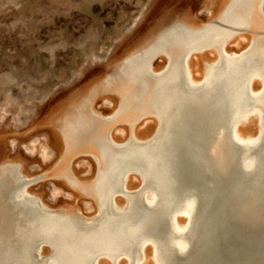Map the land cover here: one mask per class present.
Wrapping results in <instances>:
<instances>
[{
    "label": "bare ground",
    "instance_id": "obj_1",
    "mask_svg": "<svg viewBox=\"0 0 264 264\" xmlns=\"http://www.w3.org/2000/svg\"><path fill=\"white\" fill-rule=\"evenodd\" d=\"M217 6L216 14L203 24L202 18L194 17L188 9L184 17L163 24L149 37L143 36V44L96 82L98 78L90 93L60 119V140L66 142V154L93 149L91 156L99 164L98 175L88 184L76 182L68 170L61 173L65 183L95 199L101 213L94 220L75 210L77 215H66L49 207L40 194L31 191L39 177L26 176L18 162L0 164V264H100L101 258L113 264H145V256L153 259L157 247L161 249L172 240L170 234H174L170 246L174 243L178 249L185 248L188 224L181 223L179 217L186 218L190 211H219L218 200L204 206L199 205L197 196L203 197L205 192L208 198L218 197L220 179L230 175V170L220 174L221 145L241 147L232 140L235 133L246 142L239 162H255L248 155L254 150L252 142L259 141L258 135H241L239 128L235 132L231 127H220L233 122L221 124L220 116L223 112L231 117L239 115L236 122L240 124L254 116L259 128L264 127V123L260 125V120L264 121V0H228L220 9ZM165 15L160 21L169 18ZM238 34H244L240 39L247 43L239 41L240 47L229 52L228 42ZM249 35L254 43L248 44ZM208 49L216 53L205 55ZM159 57L163 62L156 63ZM195 69L202 73L201 78H195ZM254 79L260 80L259 89L252 86ZM106 91L121 103L119 107L110 96L102 98L106 107L115 105L110 110L111 114L117 110L113 116L94 108V102L102 97L98 95ZM242 100L248 105L240 111L233 103ZM225 107L232 111H225ZM150 117L157 118L156 128H160L154 135L137 141H124L122 135L123 140L112 137L116 126L132 127ZM207 120L217 126L211 129L220 131L209 132L201 143ZM173 124L178 125V131ZM205 144L210 149L207 155L202 154ZM149 146L155 147L154 153L143 150ZM130 174L136 175L138 185L129 184L126 177ZM117 194L127 198L123 208L114 204ZM187 194L195 200L184 199ZM166 197L169 204L172 202L168 208ZM230 205L239 208L241 203ZM256 213L257 217L262 215L260 210ZM170 228L174 232H168ZM12 238L15 242L10 244ZM45 245L51 246L50 252L42 255ZM16 246L21 251H16ZM148 248L152 249L149 253Z\"/></svg>",
    "mask_w": 264,
    "mask_h": 264
},
{
    "label": "rangeland",
    "instance_id": "obj_2",
    "mask_svg": "<svg viewBox=\"0 0 264 264\" xmlns=\"http://www.w3.org/2000/svg\"><path fill=\"white\" fill-rule=\"evenodd\" d=\"M226 1L228 0H0V164L6 161L18 162L26 176L36 178L46 174L44 167L59 163L61 158L68 156V160L64 162L65 171L72 170L74 165L76 170L80 169V177L85 178L83 180L70 171L73 179L76 182L87 180L93 174L91 163L97 162L91 156L93 149L66 154V142L59 140V136L63 138L60 134V119L90 93L89 90L98 78L101 77L96 82L111 73L123 56L139 48L146 39L143 36L150 32L152 34L174 18L184 17L188 9L193 10L194 17H201L203 24L216 14V6L220 9V5ZM167 13L169 18L160 21ZM244 34H238L229 41L226 49L235 52L240 47L239 41L246 44V41L240 39ZM252 39L253 36L249 35L248 44ZM206 51L205 55L216 53L213 49ZM160 57L156 59V63L163 62ZM195 59L192 57V62ZM194 74L195 78L202 76L196 69ZM258 80L252 81L255 89L260 87ZM110 92L98 95L102 97L94 102L97 111L109 114L113 105L118 104L120 95L115 90L113 92L118 97L109 95ZM105 96H110L114 102L113 105L110 104L111 107L104 104L102 98ZM120 105L121 103L118 104L119 107ZM29 108H33L31 111L35 110L34 114L26 113ZM116 112L117 110L110 114L113 116ZM156 119L145 118L132 127L127 125V131L120 130L118 125L112 131V137L116 140L125 139L124 141H137L136 138L142 140L145 137H138L136 131L143 132L151 128L144 136L154 135L158 131ZM146 120L150 125L143 129L147 125ZM259 129L258 117L254 116H249L239 126V132L243 136L258 135ZM214 131L217 129L211 132ZM98 168L97 163V175ZM55 175L60 176L57 172ZM55 175L52 178L45 176L31 185L32 193L44 192L40 196L51 208L62 200L75 199L72 196L75 189L68 183L66 185L69 190L62 187L61 182L65 183V178H57ZM126 178L131 185L139 183L135 174ZM79 200L83 201L82 198ZM86 200H90V197ZM114 204L123 208L127 204V198L117 194ZM143 206L145 207L144 204ZM83 208L87 214H80L91 221L101 213L100 210L95 214L94 210L90 213L91 208L85 203ZM109 209L112 211L114 208L110 206ZM178 219L181 223H186L183 216ZM45 248L50 249L51 246L45 245L41 250ZM147 251L149 253L152 249L148 248ZM149 259L147 257L145 264H156L154 258ZM102 260L113 264L109 259Z\"/></svg>",
    "mask_w": 264,
    "mask_h": 264
},
{
    "label": "water",
    "instance_id": "obj_3",
    "mask_svg": "<svg viewBox=\"0 0 264 264\" xmlns=\"http://www.w3.org/2000/svg\"><path fill=\"white\" fill-rule=\"evenodd\" d=\"M248 86V83H247ZM246 86V88H247ZM224 102V103H228ZM238 110H242L248 105L245 100L235 101ZM231 104V109H232ZM225 111H232L225 107ZM220 116V123L226 120L233 121L229 125H220V127H231L235 132L238 131L240 124L236 122L239 115L231 117L230 113H224ZM229 114V115H227ZM236 123V124H235ZM238 123V124H237ZM264 121H260V125ZM240 124V125H239ZM215 122L207 120L204 128H202V142L208 138V133L213 131L211 129L215 126ZM178 125L173 124L172 128H177ZM262 126V125H261ZM193 128L196 125L192 126ZM191 127V128H192ZM264 127L259 129V141L252 142V150L248 158L255 160V162L243 161L240 163L241 152L246 147V142L239 139L238 135L234 133L232 140L239 142L236 145H228L220 148V174L223 175L227 171H231L228 178L220 179V193L218 197L206 196L205 192L203 197L201 194L197 196L199 205H210L214 200H218L219 211L214 209H205L200 211H190L186 213L187 228V243L184 249H178L174 243L173 247L169 244L173 242L174 234H170L169 239H164L165 246L161 249L157 247V255L153 252L154 260L159 264H264ZM160 130V128H159ZM220 130H217L219 132ZM175 144H179L176 141ZM206 145V144H205ZM204 146V145H203ZM236 146V147H235ZM176 147V146H175ZM207 149H203L202 154L207 155L210 150L208 145ZM148 154L154 153L155 147L149 146L143 149ZM153 151V152H152ZM246 152V151H244ZM147 154V155H148ZM247 154V152H246ZM207 158V156H206ZM247 160V159H245ZM208 164V163H206ZM242 164V165H241ZM229 168V169H228ZM224 169V171H223ZM250 181V182H249ZM191 187H196L191 185ZM190 194V193H189ZM187 194L184 199L195 200V198ZM202 198H204L202 200ZM165 205L168 208L170 198L166 197ZM183 199V200H184ZM164 200V199H163ZM239 201L241 206L236 208L230 204ZM206 202V203H205ZM173 207V206H172ZM255 207V208H254ZM217 209V208H216ZM257 210L262 213L261 216H256ZM219 226L220 234L216 231ZM46 229V228H45ZM168 232H174V228H170ZM168 236V233H166ZM206 235V237H205ZM220 238V240H219ZM163 239V238H162ZM141 244V243H140ZM19 246V245H18ZM16 246V251L20 247ZM18 251H21L20 249ZM33 255L36 254L34 248ZM39 253V251H38ZM146 258V256H145ZM144 260L146 261V259ZM38 261V260H36ZM144 261V262H145ZM41 262V261H40ZM156 263V264H157Z\"/></svg>",
    "mask_w": 264,
    "mask_h": 264
},
{
    "label": "crops",
    "instance_id": "obj_4",
    "mask_svg": "<svg viewBox=\"0 0 264 264\" xmlns=\"http://www.w3.org/2000/svg\"><path fill=\"white\" fill-rule=\"evenodd\" d=\"M193 69H194V67H193ZM15 91V90H14ZM16 92V91H15ZM43 100V99H42ZM26 101V100H25ZM33 108H29V109H27V111H26V113L29 115L30 113H32L33 112V114H34V112H35V110H33V111H31ZM32 114V115H33ZM29 120V119H28ZM136 134H137V136L138 137H140V138H144V137H146V136H144V134L145 133H143V132H137L136 131ZM149 135V134H148ZM68 160V158H61L60 159V162L58 163V162H56V163H54V164H51V166L49 165L48 167L46 166V167H44L43 169L44 170H46V174H48L49 176L48 177H53L55 174H56V172L60 175V176H57V175H55L57 178H61V173L62 172H64L65 171V167H66V165H65V163L64 162H66ZM91 166H92V176L91 177H88V179L87 180H85V181H83V182H85V183H91L92 181H93V178L95 177V175L97 176V173H96V169H97V164H95L94 162L93 163H91ZM68 169V168H67ZM70 171L72 172L73 171V174L74 175H76L77 177H79V178H81V179H83L84 180V178L85 177H80V169H78V170H76L75 168H74V165H72V170L70 169ZM54 174V175H53ZM46 184V183H45ZM61 186L62 187H64L65 189H68V187H67V185H66V183H63V182H61ZM91 187V186H90ZM39 188H40V186H39ZM41 188H42V186H41ZM69 190V189H68ZM73 198H75L74 200H73V202L72 201H70V200H62V202L61 203H57V204H55L54 206L57 208V209H61L63 212H73L74 210H75V212H77V213H83V214H87V212H85L84 211V208H83V206H84V203L87 205H90V208L92 207V209H91V212L90 213H92V211L94 210V214L96 213V211H98L99 210V206H98V204H97V202L95 201V199L93 198H91L90 197V200H86V198H88V197H85L83 194H81V193H79V191H77V190H73ZM41 196L44 194V192L43 191H41L40 193H39ZM71 196V195H70ZM82 198V200L83 201H80L79 199H81ZM89 201V202H88ZM64 206H68L69 208H66V207H64ZM43 252L45 253V254H49V252H50V249L49 248H45L44 250H43ZM102 259V258H101ZM100 264H108L107 262H106V260L105 261H101V263ZM121 264H124V262H122Z\"/></svg>",
    "mask_w": 264,
    "mask_h": 264
},
{
    "label": "flooded vegetation",
    "instance_id": "obj_5",
    "mask_svg": "<svg viewBox=\"0 0 264 264\" xmlns=\"http://www.w3.org/2000/svg\"><path fill=\"white\" fill-rule=\"evenodd\" d=\"M113 106L115 107V105H113ZM151 121H152V120H151ZM146 122H149V121L146 120ZM143 126H144V125H143ZM145 126H147V125H145ZM145 126H144L143 129H146V128H147V127H145ZM123 129H124L125 131H127L126 128H123ZM157 129L159 130V128H157ZM120 130H121V129H120ZM58 135H59V134H58ZM59 140H60V136H59ZM43 176H44V177H45V176L47 177V176H49V175H43ZM137 177H138V176H137ZM42 178H43V177H39V178L36 179V181L39 180V179H42ZM88 202H89V201H88ZM89 206H90V205H89ZM14 207H15V203H14ZM91 209H92V207H91ZM14 210H15V209H14ZM14 214H15V212H14ZM11 240H12V241H10V244H11L12 242H15V238H12ZM12 244H13V243H12Z\"/></svg>",
    "mask_w": 264,
    "mask_h": 264
}]
</instances>
